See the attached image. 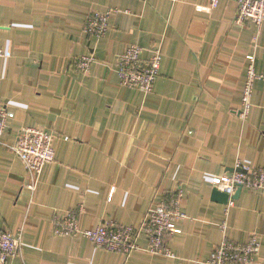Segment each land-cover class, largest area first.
<instances>
[{
    "label": "crops",
    "instance_id": "0c3cea01",
    "mask_svg": "<svg viewBox=\"0 0 264 264\" xmlns=\"http://www.w3.org/2000/svg\"><path fill=\"white\" fill-rule=\"evenodd\" d=\"M0 0V102L8 111L0 136V229L19 235L5 264H202L225 237L253 233L264 264V191L241 189L231 206L211 199L237 161L264 169V82L238 118L248 67L264 74V23L236 25V4L220 0ZM102 39L88 36L92 12L105 13ZM131 45L156 46L161 63L152 92L119 84L118 57ZM93 56L84 73L80 57ZM53 135L54 161L34 191L8 148L17 133ZM181 190L186 219L163 237L173 257L151 255L141 236L128 257L84 238L57 237L54 215L80 209L79 226L138 227L149 207ZM225 224L224 232L220 229Z\"/></svg>",
    "mask_w": 264,
    "mask_h": 264
},
{
    "label": "built area",
    "instance_id": "2783aa9c",
    "mask_svg": "<svg viewBox=\"0 0 264 264\" xmlns=\"http://www.w3.org/2000/svg\"><path fill=\"white\" fill-rule=\"evenodd\" d=\"M175 2L176 0H170ZM207 10H214L220 0H208ZM236 4V25L252 23L259 33L264 23V0H229ZM113 10L105 13L92 12L84 23L85 33L97 40L102 39L109 29V17ZM149 57L143 59L144 49L131 45L118 57L116 68L119 84L127 89L139 91L143 94L152 92L158 75L161 53L158 47L147 49ZM3 52L0 49V58ZM93 56H83L74 64L77 73L86 72L94 62ZM248 67L245 84L242 89L241 107L238 118L245 120L251 109V98L255 82H264V74H257L254 69L255 57L247 56ZM8 111L0 102V136L4 132L8 120ZM53 135L38 128H26L16 135L15 143L8 147L13 155L23 164L29 174L30 183L27 188L34 191L43 167L54 161ZM248 191H264V169L252 168L247 163L237 161L231 174L219 178L216 189L229 197L227 206L232 205L231 197L237 188ZM184 194L181 190L164 195L157 206L149 207L142 223L138 227L118 225L112 222L100 223L91 230H83L79 226L80 209L68 210L54 215L52 232L57 237L84 238L98 249L128 257L132 252L139 251L138 239L143 236L147 243L146 252L151 255L173 257L171 250L164 244L163 237L179 233L176 224L184 221L186 215L181 211ZM224 232L225 224L220 226ZM19 235H12L0 229V264L20 251ZM259 249V242L255 233L251 234L243 244L230 242L223 238L215 247L209 258L202 264H250L255 261Z\"/></svg>",
    "mask_w": 264,
    "mask_h": 264
},
{
    "label": "water",
    "instance_id": "95a60500",
    "mask_svg": "<svg viewBox=\"0 0 264 264\" xmlns=\"http://www.w3.org/2000/svg\"><path fill=\"white\" fill-rule=\"evenodd\" d=\"M240 191H241V188L240 187L237 188L234 195L231 197V199L234 200V198L238 195ZM211 199L212 201L218 204L224 205V206H226L229 201V197L226 194L219 192L217 189L212 190Z\"/></svg>",
    "mask_w": 264,
    "mask_h": 264
},
{
    "label": "bare ground",
    "instance_id": "6f19581e",
    "mask_svg": "<svg viewBox=\"0 0 264 264\" xmlns=\"http://www.w3.org/2000/svg\"><path fill=\"white\" fill-rule=\"evenodd\" d=\"M235 23V22H234ZM236 24V23H235Z\"/></svg>",
    "mask_w": 264,
    "mask_h": 264
}]
</instances>
